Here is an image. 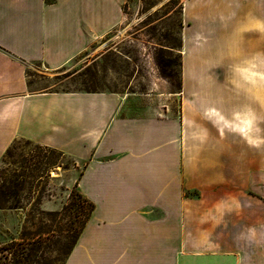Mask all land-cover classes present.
I'll list each match as a JSON object with an SVG mask.
<instances>
[{"label": "crops", "instance_id": "0c3cea01", "mask_svg": "<svg viewBox=\"0 0 264 264\" xmlns=\"http://www.w3.org/2000/svg\"><path fill=\"white\" fill-rule=\"evenodd\" d=\"M124 2L0 0V160L25 139L76 162L93 209L63 264H264V0H185L180 91L147 111L30 88L33 63L94 62Z\"/></svg>", "mask_w": 264, "mask_h": 264}, {"label": "rangeland", "instance_id": "374dc122", "mask_svg": "<svg viewBox=\"0 0 264 264\" xmlns=\"http://www.w3.org/2000/svg\"><path fill=\"white\" fill-rule=\"evenodd\" d=\"M184 2L125 0L123 19L102 39L94 62L58 70L33 63L30 88L113 91L128 98L132 112L160 105L180 91ZM78 170L66 154L13 141L0 160V245H14L0 251V264L14 257L24 264L63 262L84 218L70 206Z\"/></svg>", "mask_w": 264, "mask_h": 264}, {"label": "trees", "instance_id": "16d2710c", "mask_svg": "<svg viewBox=\"0 0 264 264\" xmlns=\"http://www.w3.org/2000/svg\"><path fill=\"white\" fill-rule=\"evenodd\" d=\"M76 196H77V198H76ZM84 202L86 203V207H84V204H83ZM70 206L74 208L76 213H79L80 215L84 216V218H83L81 225L79 227V231H76V228H75L74 231L72 232V237L74 238V240H73V242H72V244H71V246H70V248L66 254V257L69 254V252L71 251V248L74 244L76 237L78 236L80 230L82 229L83 225L85 224L86 220L88 219V217H89V215L93 209V204L90 201H88L87 199H85L79 192L76 193V195H74V194L71 195ZM13 245H14V243H12V242L4 243V244L0 245V251L8 250ZM65 258H64V260H65ZM64 260H63V262H64ZM25 261H26V259L22 260V259H19V257H14L10 263L5 262V261L3 263L4 264H24L23 262H25ZM63 262L61 264H63Z\"/></svg>", "mask_w": 264, "mask_h": 264}]
</instances>
